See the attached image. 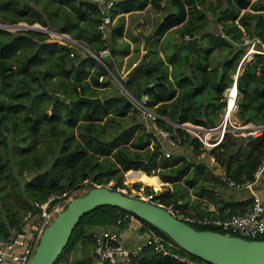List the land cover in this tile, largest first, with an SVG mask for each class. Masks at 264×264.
I'll return each instance as SVG.
<instances>
[{
	"label": "trees",
	"instance_id": "trees-1",
	"mask_svg": "<svg viewBox=\"0 0 264 264\" xmlns=\"http://www.w3.org/2000/svg\"><path fill=\"white\" fill-rule=\"evenodd\" d=\"M6 1L0 0V11L4 9L9 15L0 12V23L7 25L25 23L29 26L38 24L43 28L50 27L74 40L85 41L82 43L92 53L99 54L104 48V41L98 29L101 23L100 9L96 4L90 3V0H19V3L10 2L13 4H6ZM30 2H33L36 8L31 7ZM147 3L148 0L119 1L111 10V18L114 19L113 17L119 13L142 10ZM151 3L159 7V0H151ZM222 3L223 0H216L213 8L205 4L204 0H168L167 6L173 9L165 19L161 17L155 36L162 38L167 32L181 25L178 34L182 39L181 43L186 47L187 42L184 41L186 37L192 39L210 26L203 9L213 13L215 22L221 25L220 33L210 31L203 37L208 39L209 36H216L215 41H208L206 52L199 57L200 67L196 69H192V65L189 69L172 67L169 79L168 67L160 57L145 61L146 70H143L145 73L143 72L134 84L130 80L126 81L128 87L136 90L135 94L132 93L133 96L137 98L147 95L148 105L169 123H190L214 128L219 123L218 117L225 105L223 91L232 85L233 79L230 77L235 74L243 56L242 47L235 45L240 44L243 39L239 25L246 29L250 37L257 36L264 40L263 15L245 13L240 16V11L246 8L244 0H226L228 9L219 14L217 10L221 8ZM16 5L18 10H15ZM257 5L264 8V0H260ZM120 20L114 28L110 27L109 31L111 45L108 47L113 49V54L117 52L116 38L122 35L124 27L123 18ZM253 22L255 28H249L248 25ZM48 39V34L30 30H24L23 35H15L0 29V91L6 90L5 99L0 98V184L4 185L2 180L12 181L16 196L19 198L17 202L24 208L19 213L12 204L7 203L4 206L6 221H0V238L7 236L11 229L23 230L25 226L23 217L26 212L33 210L35 203H42L51 196L58 197L55 203L86 184L93 188L107 185L109 182H113L111 186L113 190H123L126 188L123 173L128 170L140 171L148 176L156 175L163 183L173 186H179L181 182L189 186L192 183L188 176L190 168L193 167L191 159H195L201 153L199 145L196 142L190 144L191 138L183 132L180 133L183 145L193 148L189 158H166L156 142L150 147L153 137L145 131V126L137 123L134 116L136 112L132 111L124 96H110L105 102L110 109L105 105L101 111L100 107L92 110L89 105L81 104L86 109L77 112L76 107L67 105V100L77 99L81 95L99 97L97 93L101 91L98 90L108 88L110 82H99L100 77L106 76L104 68L99 66L85 68L76 65L82 61L78 52L59 43H48L46 42ZM203 47L201 44L197 52L203 53L205 49ZM128 49L127 47L124 53ZM215 49L225 51V57L221 63L211 65L210 59ZM67 65L71 68L66 69ZM88 76L89 80L86 81ZM198 79L202 81L196 82ZM47 80L50 87L47 86ZM42 84L48 93L37 96L31 102L32 95L40 91ZM210 89L215 94L213 103L199 98ZM237 90L240 95L237 101V121L243 126L248 124L264 126V55H256L254 61L247 65L237 79ZM86 91L95 95L89 96ZM51 95L60 96L61 99L54 100ZM80 112L79 119L77 115ZM130 112L132 114L127 118ZM105 116L108 118L106 122L116 125L117 128L113 132H104L105 125L99 123ZM78 120L81 121V125L76 139L73 127ZM62 121L65 124L61 125ZM130 123L131 130H123ZM157 123L162 129L168 131L172 129L171 124L161 119H158ZM120 130L123 131L119 133ZM135 130L139 131L134 140H130L129 136ZM65 131L70 132L68 137ZM114 133L118 136L108 142ZM8 135L11 136V145L8 143ZM36 136L49 139L47 141L50 146L49 152L36 147ZM224 139L221 145L213 148L209 154L220 167H224L226 177L236 182L251 179L264 157V133L255 140L246 161L237 167H233L232 162L240 155L246 137ZM117 144L119 145L114 146ZM112 149H115L113 153ZM152 152L155 154L150 158ZM13 169L15 171H12ZM36 172L39 174L35 175ZM33 174L34 177L30 179ZM211 176L216 178L212 173ZM87 180H90L89 183H84ZM219 182L221 184V181ZM134 186V189L140 187L139 184ZM147 189L148 193L153 192L149 187ZM182 192L178 189L172 192L168 190L156 197L155 201L164 207L174 209L178 206V198ZM124 213H129L140 221L142 226L137 232L138 237H144L152 232L165 242L178 247L165 233L147 221L130 212L104 206L80 220L57 261L66 251H77L78 247L83 251L86 242L94 244L92 234L95 232L115 229L126 231L127 220L117 223L118 218ZM192 227L196 230L216 231L209 226ZM167 248L170 249L171 246ZM176 251L180 252L177 249ZM179 254L192 262L203 263L188 253ZM157 256L160 261L152 263ZM147 260L149 264H182L162 257L153 250L145 251L142 260H134L131 264L146 263ZM82 261H78L77 264H83Z\"/></svg>",
	"mask_w": 264,
	"mask_h": 264
},
{
	"label": "built area",
	"instance_id": "built-area-1",
	"mask_svg": "<svg viewBox=\"0 0 264 264\" xmlns=\"http://www.w3.org/2000/svg\"><path fill=\"white\" fill-rule=\"evenodd\" d=\"M93 1L101 8V23L98 29L100 30L102 40L104 41V48L99 51V54L104 57L109 55L106 40L109 36V27L113 23L110 12L120 0ZM9 27L13 28L14 26L0 23V29L2 30H8L7 28ZM26 28L31 29L29 26ZM220 29H222L221 26ZM60 37L61 39H70L77 47H81L83 50L88 52V54L96 57L99 63L107 69L104 59L90 52L83 44L78 43L76 40H72L71 38L64 37L63 35H60ZM186 39H188V37H186ZM238 46L243 49V56L238 64L239 70L245 61L253 59L258 54L264 55V40L260 37H245L242 39L240 44H238ZM238 74L239 71H237L236 76L233 78L232 85L225 90L224 97L226 105L231 96V92H228L232 90L234 91L237 88ZM111 76H113L112 73ZM113 78L116 83H118L123 90H125L124 85L127 81L126 75L121 76L120 79L115 78L114 76ZM104 81L108 80L103 76L99 78V82ZM125 92L126 95L124 96L126 100L130 102L131 109L139 112L142 117L144 116L146 121L150 124V127L152 126L151 132L149 131L150 129H148L149 127L146 129L147 133L153 137L150 147H152L155 142L158 143L161 147L160 150L162 155L166 158L185 157L179 154L180 152L175 154V152L179 151L178 148L180 149L182 146H187L183 145V138L180 134L181 132L186 133L191 138L192 142H196L199 145V149L201 150L199 156H197L194 160H191V163L200 165L204 159L206 162L203 165L210 167L213 164H217V162L215 158L209 154V152L213 148L220 146L227 133L230 131H241L245 132L243 133V137L256 138L258 133L264 131L257 129L254 125H234L231 126V129L228 128L227 123H230V119H228V121L226 120L227 112L225 113V110L227 107L225 106L223 109V127L220 132V137L217 138L215 137L218 135L217 128L200 127L186 123H169L166 119L158 116L154 108L148 105L149 98L147 95H142L141 97L136 98L127 90H125ZM238 98L239 93L237 90L234 99V102H236L235 112L238 108ZM158 119L165 121L167 124H171L172 129L170 131L162 129L157 123ZM188 147L190 148V152H192V146H187V148ZM135 173V170H128L123 173V183L126 188L118 191L130 195V193L126 191L127 186L129 185L128 181ZM219 178L221 184H225L236 191H245L248 194L249 207L246 212L242 214H233L223 219H208L182 215L173 208H168L169 211L173 213L176 218L191 226H193L192 224H195L203 227H218L222 229L221 233L225 235L238 236L247 240H258L261 238L264 240V201L258 192L259 185L264 178V157L254 170L251 179L236 182L225 175ZM112 184L113 183L109 182L105 186L111 188ZM219 187L220 185L216 187V192H218ZM161 188L163 187L161 186L158 190L155 189L149 194L141 193L140 191H132V196L160 205L158 201H155V198L164 193L160 191ZM56 198L58 197L51 196L42 203H35L34 209L26 212L23 217V222L25 223L24 229L18 231L16 229H11L7 236L0 238V264H28L44 229L52 222L55 214L64 209L67 203L65 199H60L54 203ZM126 220L128 221V231L133 233L134 240L136 241L132 246H127L119 234L113 233L109 230H102L92 234L94 242V259L98 264H131L134 260H142L143 254L147 250H153L162 257L174 259L182 264H192L190 260L176 251L175 246L166 243L162 238L154 233L149 232L144 237H138L136 234L142 225L138 219L129 213H124L122 217L118 218L117 223L120 224L122 221ZM167 246H171V248L169 249Z\"/></svg>",
	"mask_w": 264,
	"mask_h": 264
},
{
	"label": "rangeland",
	"instance_id": "rangeland-1",
	"mask_svg": "<svg viewBox=\"0 0 264 264\" xmlns=\"http://www.w3.org/2000/svg\"><path fill=\"white\" fill-rule=\"evenodd\" d=\"M16 1L17 2H15V3H19V0H16ZM11 2H14V1H11ZM164 2H165V0H160V8L159 9H156L155 8L156 9L155 10V9L152 8L153 6H151V7H147L144 10L145 12H143L141 15L136 14V16H138L139 18L142 19V22H141L142 24H140V25H143V28H142V31L143 32H141V33L138 32V35L139 36H136V35L133 36L132 26L134 25V21L132 23L130 22L128 26H125V34H124V37H122L120 39H117L116 38V48H117V50L118 51L121 50V52H124L127 47L128 48L130 47V48H132V51L134 52L133 58L134 59L135 58H138V56L143 53L142 48H143V44H144V38L145 37H150V39L148 40V45L151 44L150 47H152V48L149 49V51H147L146 57L148 58V61L150 59L153 60V59L160 58V57H158L157 52L154 51V50H157L158 47H160L165 52V54H166V59L168 61V64H171L172 67L183 68V69H189V68H191V65L193 67L192 69H196V68L200 67V61L201 60H200L199 57L202 56V53L201 52H195V53L190 54L188 52V50L186 49V47H184V45L181 43L182 39H180L179 35L175 31H173V32H171V33H169L167 35V37L164 39V41H163V43H162L161 46L159 44L160 41H158V40H154L153 42L149 43L152 40V35L155 36V32L157 30L156 26H158L160 24L161 17L162 18L163 17H167V14L169 12H171L172 9H173L171 6H169V7L166 6V8H165V6L162 7L161 4L164 3ZM135 3H138V2L135 1ZM6 4H13V3H10V1L7 0L6 1ZM30 5L32 6V4H30ZM15 10H18V6L17 5L15 7ZM0 12H3L4 14L9 15L4 9L2 11H0ZM133 15L132 14L125 15V16H123L124 18L122 16H117L116 18L113 19V23H112L111 28L112 27L114 28V25L118 24L119 21H121L120 18L121 19L123 18V20H124L125 18L128 17L129 19L132 18V19L135 20V18L133 17ZM16 25H17L16 27H13V28H10L9 27V28H7L8 30H5V31L11 32V33H13L15 35H23L24 26H26V24L19 23V24H16ZM38 27H40V26H38ZM209 27L211 28L210 29L211 32L212 33H215L214 32V30H216L215 27H211V25ZM219 28H220V26H219ZM48 29L51 30L50 27ZM123 29H124V27H123ZM31 31L36 32V33H42V32H38V30H31ZM109 31H110V28H109ZM54 32H56V31L54 30ZM42 34H44V33H42ZM45 34H47V33H45ZM141 34H143V36ZM48 36H49V39L46 41L48 43H59L60 45H64L67 48H70L71 47L72 49L75 48V47H77L70 39H61V37L59 35L56 36L54 34H48ZM133 37H135V39H137V43L136 44H132V42H133L132 41V38ZM215 37L216 36L212 35V36H209L208 39L205 38V39L202 40V45H204L203 48H205L203 53H205L206 50H207L206 47H207V43H209L208 41L209 40L210 41L211 40L215 41ZM72 40H74V39H72ZM184 41L187 42L186 38L184 39ZM76 42L81 43L78 40ZM106 43H107V46H110L111 45L109 36H108V38L106 40ZM148 45H147V48H148ZM128 50H130V49H128ZM78 52H79L80 55H86L85 51L81 47H78ZM93 54L97 55L98 57L103 58L105 64L108 66V69L104 68L99 63V61L97 60V58L94 57L91 54L90 55L89 54L86 55V57L83 58V59L81 57V60L82 61L81 62L79 61L78 63H76V65L78 64V66L85 67V68H87V67L88 68H92L91 66H94L96 68V67L99 66L101 68H104V70L106 71V76L110 80V83H109V87L108 88H106V89H99L98 90V92L99 91H101V92L100 93H97V94L102 99L101 105L97 106L98 108L99 107L101 108L100 111L103 109V107L105 105H106V108H109V105H107L105 102L107 101V99L110 96H112V97H120V96L123 97L124 95H126L125 90H128L131 94L132 93L135 94V91L136 90L131 89L130 87H128L126 83L124 85V88L125 87L126 88H125V90H123V88L118 83H116V81L114 80L113 76L115 78L120 79L121 76H125L126 75V73H122V72L120 73L121 70L120 71H116V69L114 67V64L112 63V61H115V58H112L113 60L112 59L110 60V54L108 56H104V57L102 55L98 54L97 52L96 53H93ZM213 55H215L216 58H211V60H210L211 65H214V64H217V63H221L224 60L225 51H222V50H218L217 49L214 52ZM133 58H131V59H133ZM213 59H214V61H213ZM254 59H255V57L253 59L249 60V61H245V63L243 64V66L241 68V71L237 67V70H236L235 74L233 76H231L230 78L233 79L236 76L237 71L240 72L238 74V77H240V75L246 69L247 65H249L250 63H252L254 61ZM144 62H145V58L142 61V63H144ZM131 64H132V62H130L126 66V69L125 70H128V68H130L132 66ZM117 65H118V63H117ZM70 68H71V66H69V65L66 66V69H70ZM119 69H121V68H119ZM144 69L146 70L145 65H143V70ZM131 70H133V69H131ZM89 71L91 72V69H89ZM143 72L145 73V71H143ZM194 72H197V71L194 70ZM111 73H112L113 76H111ZM87 80H89V76L87 77L86 81ZM201 81H202L201 79H198L196 82H201ZM47 83H48L47 86L50 87L49 80H47ZM223 93H225V90L223 91ZM86 94L89 95V96H94L95 95V94H92L91 92H88V91H86ZM214 95H215L214 94V91L210 89V90H206V92L202 96H200L199 98H201V100L209 101V102L211 101L210 103H213L214 102V98H213ZM5 97H6V90L0 91V98L1 99L2 98L5 99ZM42 98H44V97H42ZM137 98H139V97H137ZM239 98H240V95H239ZM223 100H225L224 94H223ZM74 107H76L77 112L86 109V107L85 106H81V104L80 105H76ZM237 111H238V108H237ZM237 111L234 112V116H233L234 118L232 117V124L231 123H227V127L230 128V129H231V126L241 125L240 122L237 121V118H238L237 117ZM135 112L136 113H134V116H136V118H137L136 119L137 120V123L138 124H141L142 127L145 126L144 128H145V131L146 132H147L146 129L149 127L148 129H150L149 131L151 132L152 131V126L150 127V124L146 121V119L144 118V116L142 117V115L139 112H137V111H135ZM48 113L50 114L51 111H48ZM130 114H132V112H130L128 114L127 118H129V115ZM80 116H81V112L77 115V118L80 119ZM107 119L108 118L105 116V117H103V120L101 122H99V123L105 125V131L104 132H109L110 133V132H113L115 130V128H117V127H116V125L114 123L106 122ZM218 119H219V123H217V125L215 126V128H217V130H218V135L215 136L217 138L220 137V132H221V129L223 127V121H224V113H223V111L220 113ZM234 122H236V124ZM63 124H65L64 121L61 122V125H63ZM80 125H81V121L78 120V122L76 123V125L73 127V132H75L74 135H75V138L76 139H78L77 131H78ZM250 125L251 124H248L247 126H250ZM131 126H132V123H130L129 126H126L123 130H125V129H130L131 130ZM123 130H120L119 133H121ZM138 131L139 130H135V131L132 132V135L129 136V137H131L130 140H134V138L136 137ZM65 132H66V136L68 137L70 135V132H68V131H65ZM243 133H245V132H241V131L231 132L230 131L229 133H227L225 135V139H227V138L228 139H234V137L235 138H241V137H243ZM263 133H264V131H261L260 133L257 134V137L258 136H261ZM130 134H131V132L128 135H130ZM117 136H118V134L117 133H114L109 138L108 142H111ZM35 139H36V147L37 148L42 149V150H44L46 152H49L50 151V146L47 143V141H49L48 138H45L44 136H42V137L36 136ZM246 140H247V138H246ZM8 143H9V145H11V136L10 135H8ZM119 144L114 145V146H118ZM245 144L246 143H244L243 145H245ZM254 145H255L254 142H250L249 145H248V147L243 150L242 156L243 157H246V155H247V157H246V159H247L249 157V155H250L251 148ZM114 150L115 149H112V153L114 152ZM176 153H179V151L178 152H175V154ZM191 160H194V159H191ZM61 161H63V160H61ZM205 162H206V160L203 159V162L200 165H196V164L193 163V168L191 167L190 170H189V172L193 173V171L195 172V170L198 169V173L201 172V177H204L205 176L204 178L207 179L208 182L205 183V186H204V187L207 188V190L204 191V195L209 200L216 202L217 200L215 198V194H214L215 192L213 191V188H216L217 186L221 185L220 182H219L220 178H219L218 182H215L214 181L215 178H213L211 176L210 172H208V171L206 172V170L201 169L203 167L206 168V166L203 165ZM12 171H15V170L13 169ZM12 171L10 170V172H12ZM202 171H205V172H203V174H202ZM155 172L157 173L158 171H155ZM191 173H189V174H191ZM38 174H39L38 172L35 173V175H38ZM32 176L34 177V174ZM2 181H3L4 185L3 184H0V221L5 222L6 221V215L4 213L5 212L4 206H6L7 203L12 204L13 207H15V209H17L19 213H21L24 210V208L23 207L21 208L19 206L18 202H17V199H19V198L16 196V192H15V189H14V183L12 181L8 180V179L7 180H2ZM89 181L87 180L84 183H89ZM111 183H113V182H111ZM128 183H129V185L127 186V190L126 191L129 192L130 195H133L132 194L133 192H138V191H140L141 193L149 194L147 192L148 191L147 187H149L153 191L155 190L151 186H146L141 181H134V182L128 181ZM136 184H139L140 187H139V189L136 188L135 190H133L134 187H135L134 185H136ZM182 186L183 185H181V184L179 186H175V185L173 186V185L170 184L168 187L169 188L171 187V189L174 188L175 190L178 189V190H180L182 192V190H183L182 189ZM222 186L226 187V185H222ZM224 187H222V188H224ZM131 188H133V189H131ZM166 188L167 187L161 188L160 191L161 192H166L168 190V189L166 190ZM89 189H91V187L89 186V184H86V186H83V187H81V188H79L77 190L71 191V193H69V195L65 197L66 202H68L69 200H71V199H73L75 197H78V196L83 195ZM247 195L248 194L245 191H237V196H238L239 199L246 200V199H248ZM192 225L195 226V227H199L198 225H195V224H192ZM200 227H202V226H200ZM209 227H211V226H209ZM211 228L214 229V230H216V231H222V229H220L218 227H211ZM166 243H168V242H166ZM76 246L78 247L79 245H76ZM175 248L178 251H180L182 254H185V253L187 254V252H185L181 248L176 247V246H175ZM77 249H78L77 251H74V250H70L69 252L66 251L65 254H63L62 257L60 258V260H58L55 264H62L67 258L69 260V256H72V254L70 253L71 251H73V253H74L73 257H75V259H77L78 261H82V259H84L83 257H86L84 259V261H85L89 256H92L93 253H94V246L92 245V243L90 241L85 243V249L83 251L79 247ZM157 260L160 261V258L158 259V256L154 260H152V263L153 262L154 263L155 262H158ZM142 263L143 262H140V263L139 262H135L134 264H142ZM193 263L194 264H203L204 262L203 263H200L198 261H193Z\"/></svg>",
	"mask_w": 264,
	"mask_h": 264
},
{
	"label": "water",
	"instance_id": "water-1",
	"mask_svg": "<svg viewBox=\"0 0 264 264\" xmlns=\"http://www.w3.org/2000/svg\"><path fill=\"white\" fill-rule=\"evenodd\" d=\"M9 1L17 2L16 0ZM90 3L94 4L93 1ZM30 28L42 31V33H53L43 27L33 26ZM208 34L209 30L205 29L188 40L186 43L188 52L194 53L201 46L203 37ZM60 35L67 37L64 34ZM149 39L150 37L144 38L142 50L145 53ZM73 51L78 52V47L73 48ZM47 93L45 85L42 84L40 91L32 95L31 102L37 96ZM51 97L57 101L61 99L56 95H51ZM124 99L126 100L125 97ZM101 103L100 97L85 95L66 101V104L71 107L87 104L92 110ZM126 103L130 105L129 101ZM256 128L264 130V126ZM154 154L155 152H152L150 158ZM104 206L130 212L147 221L165 233L179 248L206 264H264V240H247L217 231L196 230L176 218L167 207L144 201L107 186H95L83 195L69 200L64 209L56 213L52 222L44 229L28 264H55L80 220L95 209Z\"/></svg>",
	"mask_w": 264,
	"mask_h": 264
},
{
	"label": "crops",
	"instance_id": "crops-1",
	"mask_svg": "<svg viewBox=\"0 0 264 264\" xmlns=\"http://www.w3.org/2000/svg\"><path fill=\"white\" fill-rule=\"evenodd\" d=\"M90 1H92V0H90ZM121 1H124V0H120V2ZM204 1H205V4L210 5V7L214 8L215 5H216V0H204ZM244 1H245V4H246V6H245L246 8L242 9L240 11V16L245 14V13L252 14V15H263L264 16V8H262L261 6L257 5V3L260 0H244ZM167 2H168V0H165V2L161 4L162 7L165 6V8H166V6H167L166 3ZM232 2L234 3V1H232ZM30 4H32V6ZM29 5L31 7H33V8H36V6H35V4L33 2H30ZM151 6H153L152 7L153 9H155V8L159 9L160 8V0H159V7H155L154 5H152L151 0H148L147 5L142 10H133V11H130V12H127V13H119V14L115 15L113 18H116L117 16H122L123 17L125 15H129V14L133 15L134 14L133 17L135 18V20L132 19V18L129 19L128 17L124 19V21H123L124 29L122 30V35L120 37H117V39H120V38L124 37L125 26H128L129 23L130 22L132 23L133 21H134V25H133L134 27L132 26L133 36H135V35L139 36L138 32H140V33L143 32L142 31L143 25H140V24H142L141 23L142 19L139 18L138 16H136V14L141 15L143 12H145L144 10L147 7H151ZM227 9H228V5L226 4V0H223L221 8L219 10H217V11H218L219 14H223L224 12H226ZM203 13L205 14L206 18L209 20L211 27H215L216 30H214V32L220 33L219 26H221V25L217 24L215 22L214 17H213V13L210 12V11H206L204 9H203ZM111 14H112V12H111ZM236 23L238 24V20L236 21ZM35 25L39 26L38 24H35ZM157 27L158 26H156V28ZM181 27L182 26L180 25V26H178L176 28H173L172 30L167 32L162 38H159L157 36L152 35V40L149 43L153 42L154 40H158V41H160L159 44L161 46L163 41H164V39L167 37V35L169 33L175 31L178 34V30ZM248 27L252 28V29L255 28V22H253L251 25H248ZM239 28L243 32V38L250 37L248 35V33L246 32V29L243 26L239 25ZM210 29L211 28L209 27L208 28L209 32L211 31ZM141 35L143 36V34H141ZM254 37H257V36H254ZM78 41L81 42V43L82 42L85 43V41H83V40H78ZM132 41H133L132 44H136L137 43V39H135V37L132 38ZM150 45L151 44L148 45L147 51H149V49L152 48V47H150ZM235 45L238 46V44H235ZM200 47H198L195 52H197L200 49ZM129 49L130 50H128L126 53L121 52V50H119V51L117 50V52L115 54H113V49H109V53H110V60L112 58H115V61H112V63L114 64V67H115L116 71H120L121 70L120 73L121 72L122 73H126L127 80H130L134 84L135 80L138 77H140L142 75V73H143V65L145 64V62L142 63V61L144 60V58H146L145 61L148 62V58L146 57L147 52L146 53L143 52L141 55L138 56V58L134 59L133 58L134 52L132 51V48L129 47ZM216 50L217 49H215L214 52ZM154 51L157 52L158 57H161L163 63L165 65H167L168 74H169L168 78L171 79L172 66H171V64H168L165 52L160 47H158L157 50H154ZM202 54H204V53H202ZM81 57L83 59V58L86 57V55H81ZM131 58H133L134 60L131 59ZM211 58H216V57H215V55H213V56H211ZM130 62H132V64H131L132 66L130 68H128V70H125L126 66ZM117 63H118V65H117ZM119 68H121V69H119ZM131 69H133V70H131ZM220 74H222V72H220ZM105 78L110 82V80L107 78V76H105ZM186 124H190V123H186ZM235 124H236V122H235ZM261 136H258L256 138H250V139L247 138V140L243 142V144L244 143H246V144L242 145V148L240 150V155L238 157H236L235 159H233V162H232V166L233 167L240 166L241 164H243L246 161L247 155H246V157L242 156L243 150L248 147L250 142H254L255 143L256 142L255 140L257 138L261 137ZM190 143H191V140H190ZM186 148H187V146L180 147V149H178L179 152H180L179 154H181L182 156H185L186 158H189V157H191L190 148L189 147L187 149ZM201 169L206 170V172L207 171L210 172V174L212 172V174L216 177L215 180H214L215 182H218L219 177H223L226 174V172L224 171V167H220L218 165V163L217 164H213L210 167H208V166H206V168L203 167ZM203 172H205V171H202V174H203ZM189 173H191V172H189ZM197 173H198V169H196L195 172L193 171V173L188 175V176H190V179L192 181L191 185L186 186L184 184V182H181V185H183L182 186V189H183L182 191L183 192L181 193V197L178 198V206H175V208H174L175 211L179 212L182 215H186V216H194V217H201V218H208V219H217V218L223 219V218H227V217H229V216H231L233 214H238V213L242 214V213L247 211V209L249 207V196L247 195L248 199H246V200L239 199L238 196H237V191L229 188L228 186H226V187L222 186V185H225V184H221L220 185V187L218 189V192H216V188H213V191L215 192L214 193L215 194V198H216L217 201L215 202V201L209 200L204 195V191L207 190V188L204 187V186H205V183L208 182V180L204 178L205 176L201 177V172L198 173V174ZM161 183L164 184L162 186L163 188L167 187L166 190L168 189L171 192L174 191V188L171 189V187L170 188L168 187L170 184L163 183L162 181H161ZM222 187H224V188H222ZM258 192H259V195L261 196V198L264 201V178L262 179V182L259 185ZM109 231H111L113 233H116V234H119L122 237V239L124 240V242L127 244V246L128 245L132 246L136 242L134 240L133 233L128 231V228L124 232L121 231V230H118V229L109 230ZM93 246H94V244H93ZM70 253L72 254V256H69V260L67 258L62 264H77L78 263L77 259H75V257H73V255H74L73 251H71ZM83 258L85 259L86 257H83ZM84 259H82L83 261L81 262L83 264H98L95 261V259H94V255L89 256L85 261H84ZM168 259L171 260V261H175L174 259H171V258H168ZM148 261L149 260H147L146 262H148ZM190 262L192 264H194L192 261H190ZM142 264H149V263H142Z\"/></svg>",
	"mask_w": 264,
	"mask_h": 264
},
{
	"label": "bare ground",
	"instance_id": "bare-ground-1",
	"mask_svg": "<svg viewBox=\"0 0 264 264\" xmlns=\"http://www.w3.org/2000/svg\"><path fill=\"white\" fill-rule=\"evenodd\" d=\"M54 35H58L56 33H54ZM60 36V35H59ZM241 71V68H240ZM231 92V96L230 99L226 105V110L225 113L227 112L226 115V120L228 121V119H230V123L232 124V117L234 116V112H235V106H236V102H234L235 99V93L237 92V88L236 90H232L229 91L228 93ZM234 118V117H233ZM236 121V120H235ZM235 123V122H234ZM129 181L134 182V181H141L143 182L146 186H151L154 189H159L161 186H163L164 184L161 183V181L158 179V177L156 175H145V173H142L140 171H137L130 179Z\"/></svg>",
	"mask_w": 264,
	"mask_h": 264
},
{
	"label": "clouds",
	"instance_id": "clouds-1",
	"mask_svg": "<svg viewBox=\"0 0 264 264\" xmlns=\"http://www.w3.org/2000/svg\"><path fill=\"white\" fill-rule=\"evenodd\" d=\"M92 1H93V0H92ZM93 2H94V1H93ZM94 3H95V2H94ZM95 4H97V3H95ZM97 5H98V4H97ZM98 7H99V9H101L99 5H98ZM110 16H111V12H110ZM111 19H112V18H111ZM112 20H113V19H112ZM11 26H12V25H11ZM13 26L16 27L17 25H13ZM28 26H29V25H26V26H24V27H28ZM33 26H35V25L29 26V27H33ZM111 26H112V25H110V27H111ZM110 27H109V28H110ZM47 29H48V28H47ZM1 30H2V29H1ZM24 30H30V31H31V30H35V29H33V28H32V29L24 28ZM51 31H53L52 34H54V33L61 34V33H59L58 31L54 32V30H52V29H51ZM220 31H221V29H220ZM38 32H40V31H38ZM41 32H42V31H41ZM44 34H45V32H44ZM47 34H49V33H47ZM64 35H65V34H64ZM66 36H67V35H66ZM67 37H68V36H67ZM69 38H70V37H69ZM190 39H191V38H188V39H186V40L188 41V40H190ZM76 41H77V40H76ZM84 46H85V45H84ZM85 48H86V47H85ZM108 50H109V47H108ZM84 51H85V50H84ZM90 52H91V51H90ZM85 53H86V55H88V52L85 51ZM109 54H110V53H109ZM89 55H90V54H89ZM226 89H227V88H226ZM226 89H225V90H226ZM223 94H224V93H223ZM223 102L225 103V100H223ZM225 106H226V104L224 105L223 109L225 108ZM223 113H224V111H223ZM251 125H252V124H251ZM200 127H201V126H200ZM256 127H259V126H256ZM224 137H225V136H224ZM246 138H248V137H246ZM223 139H224V138H223ZM190 140H191V139H190ZM222 142H223V141H222ZM222 142H221V143H222ZM191 143H192V141H191ZM220 145H221V144H220ZM215 148H216V147H215ZM123 178H124V177H123ZM104 186H105V185H104Z\"/></svg>",
	"mask_w": 264,
	"mask_h": 264
}]
</instances>
